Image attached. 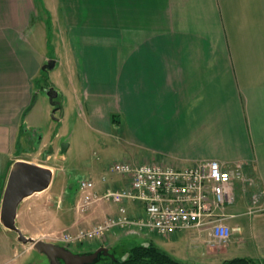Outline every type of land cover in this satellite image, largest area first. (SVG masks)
I'll return each mask as SVG.
<instances>
[{
  "label": "crops",
  "instance_id": "0c3cea01",
  "mask_svg": "<svg viewBox=\"0 0 264 264\" xmlns=\"http://www.w3.org/2000/svg\"><path fill=\"white\" fill-rule=\"evenodd\" d=\"M48 1L50 8L43 2L37 7L36 0H0V169L5 175L0 201L15 161L38 164V150L21 145L30 136L40 148L46 144L31 135L26 119L35 100L34 81L51 60L43 48L44 24L59 16L62 58L69 75L77 77L93 130L108 133L121 116L126 127L120 125L117 132L129 139L135 164L187 168L217 161L225 170H239L233 202L224 208L229 244L244 247V258L263 260L264 0ZM52 60L56 66L58 59ZM55 103L62 110V102ZM108 166L98 168L100 179ZM47 167L54 180V166ZM106 176L105 183L94 181L97 194L126 182L119 175ZM68 187L76 192L77 205L78 185ZM127 204L129 215L138 212ZM110 215H116V206L99 204L80 224L90 228ZM186 231L196 233L197 240L208 237L199 242L202 259L186 261L198 264L218 255L208 244L207 230ZM186 231L166 239L178 240ZM133 234L138 235L125 232L124 237Z\"/></svg>",
  "mask_w": 264,
  "mask_h": 264
},
{
  "label": "rangeland",
  "instance_id": "374dc122",
  "mask_svg": "<svg viewBox=\"0 0 264 264\" xmlns=\"http://www.w3.org/2000/svg\"><path fill=\"white\" fill-rule=\"evenodd\" d=\"M40 2L45 3L50 8L51 3L48 0H36V5H39ZM39 9L42 8L39 6ZM63 9L65 10L66 6ZM57 18L49 21L46 19L45 21L47 39L43 48L46 51L47 60L56 58L58 63L53 69L42 71L36 77L34 81L35 100L31 113L26 119V122L33 127L30 131L31 135L43 138L42 140L46 144L40 148V141L37 143L36 138L30 136L29 143L21 145L23 150L26 147L31 152L34 149L38 150L40 155L34 159L38 162L37 165L44 168L54 166L56 172L54 180L52 178L51 189L25 198L18 206L15 219L16 226L24 236L49 243H59L57 239L61 238L63 234H73L77 228L89 229L80 224V221H83V215L88 214V211L82 214L77 211V205L73 200L76 192L70 190L69 185L77 187V182H80L81 179L101 180L98 168L108 166L114 161L134 162L133 148L128 141L129 139H121V133L117 132L120 125L122 128L126 127L121 116L116 118L118 123L112 124L113 130L110 132L101 133L93 130L88 114L83 108L82 94L77 86L78 81H76L77 77L69 75L67 62L62 58L65 57L64 44L60 35L63 27L62 20L59 19V16ZM61 19H63L62 15ZM57 22L60 23L59 28ZM71 82H74L73 86ZM49 87H55L59 90L58 98L54 102H62V110H57L54 114L55 106L52 105L44 90V88ZM37 144L39 147H36ZM63 144L67 146L62 153V158L60 149ZM18 146L20 147V145ZM18 146H16L17 149ZM47 154H51L49 160H46ZM56 154L58 155L57 158H55ZM51 170L53 171V169ZM4 176L0 169V192ZM135 205L137 206V213L141 214L142 204L137 202ZM124 234L123 231H113L112 235H108V240L106 237L104 242V244H108L106 247H110L112 254L114 252L117 258L126 259L129 249L134 245L152 242L184 264H193L186 261V257L201 258V255L204 254V245L199 242L208 239L207 234L200 236L198 240L194 239L196 233L189 231L183 233L182 238L178 240H168L146 230L135 236L133 234L124 237ZM99 244L94 241L83 247L73 245L70 249L78 253L88 252L95 250ZM198 245L199 247L196 248ZM211 249H213V254L217 253L218 255L205 257L204 262L200 261L198 264H220L225 260L248 256L245 252L246 249L240 247L237 241L229 244L228 240L221 247L217 245ZM45 262V257L34 251L30 244L20 243L15 233L4 230L0 225V264H45ZM104 263L105 260H102V256L95 262V264Z\"/></svg>",
  "mask_w": 264,
  "mask_h": 264
},
{
  "label": "built area",
  "instance_id": "2783aa9c",
  "mask_svg": "<svg viewBox=\"0 0 264 264\" xmlns=\"http://www.w3.org/2000/svg\"><path fill=\"white\" fill-rule=\"evenodd\" d=\"M126 178L119 189L106 188L95 192V182L84 179L78 183L80 195L77 211L85 213L94 205L116 206V215L107 216L89 229L65 233L58 242L65 245L104 243L112 230L129 233L148 231L169 238L189 229H207L211 246L228 242L231 230L225 224L224 208L233 202L231 192L239 170L228 171L217 161H205L187 168L162 164L114 162L106 175ZM101 182L107 181V176ZM142 204L141 214L129 215L126 204Z\"/></svg>",
  "mask_w": 264,
  "mask_h": 264
},
{
  "label": "water",
  "instance_id": "95a60500",
  "mask_svg": "<svg viewBox=\"0 0 264 264\" xmlns=\"http://www.w3.org/2000/svg\"><path fill=\"white\" fill-rule=\"evenodd\" d=\"M55 66L54 60H48L41 70H51ZM52 105L58 93L53 89L46 92ZM55 106L53 114L57 111ZM53 117V115H52ZM55 119V118H53ZM56 120V119H55ZM67 145L61 146V154L66 150ZM53 172L49 168L41 167L35 163L26 161H15L9 170L6 184L0 204V225L7 231L17 235V240L24 244H30L32 249L50 261V264H56L62 260L64 264H93L100 256L115 259L108 247H99L92 253L74 254L63 246L53 243L34 240L24 236L15 224L17 209L19 204L27 197L46 191L52 182Z\"/></svg>",
  "mask_w": 264,
  "mask_h": 264
},
{
  "label": "trees",
  "instance_id": "16d2710c",
  "mask_svg": "<svg viewBox=\"0 0 264 264\" xmlns=\"http://www.w3.org/2000/svg\"><path fill=\"white\" fill-rule=\"evenodd\" d=\"M47 89L44 88V90ZM114 257L115 259L113 260L102 257V260H105L104 264H184L158 248L152 242L132 246L128 251L127 258L124 260L117 258L115 254ZM220 264H264V259L233 258L225 260Z\"/></svg>",
  "mask_w": 264,
  "mask_h": 264
},
{
  "label": "flooded vegetation",
  "instance_id": "af4514ba",
  "mask_svg": "<svg viewBox=\"0 0 264 264\" xmlns=\"http://www.w3.org/2000/svg\"><path fill=\"white\" fill-rule=\"evenodd\" d=\"M55 105H58V104L55 103ZM56 244H57V243H56ZM57 245L62 246V245L59 244V243H58ZM66 249L70 250V251H71L72 253H74V254H83V253H87V254H88V253H89V251H88V252H79V253H78V252H73V251L70 249V247H66ZM43 256H44V255H43ZM44 257H45V256H44ZM45 261H46L45 264H50V261L47 259V257H45ZM56 264H64V262H63L62 260H58ZM93 264H95V263H93Z\"/></svg>",
  "mask_w": 264,
  "mask_h": 264
}]
</instances>
